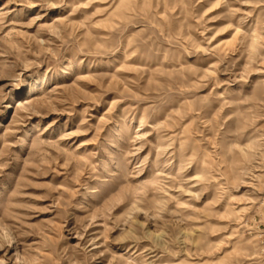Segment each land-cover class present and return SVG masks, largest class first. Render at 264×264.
I'll return each mask as SVG.
<instances>
[{
    "label": "rangeland",
    "instance_id": "obj_1",
    "mask_svg": "<svg viewBox=\"0 0 264 264\" xmlns=\"http://www.w3.org/2000/svg\"><path fill=\"white\" fill-rule=\"evenodd\" d=\"M264 0H0V264H264Z\"/></svg>",
    "mask_w": 264,
    "mask_h": 264
},
{
    "label": "built area",
    "instance_id": "obj_2",
    "mask_svg": "<svg viewBox=\"0 0 264 264\" xmlns=\"http://www.w3.org/2000/svg\"><path fill=\"white\" fill-rule=\"evenodd\" d=\"M260 207H263V210L259 213L256 229L259 234L258 237L262 238L264 236V200L260 203ZM261 243L264 244V238Z\"/></svg>",
    "mask_w": 264,
    "mask_h": 264
}]
</instances>
